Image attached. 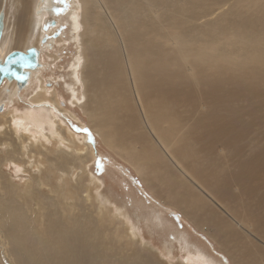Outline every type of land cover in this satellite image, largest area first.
I'll list each match as a JSON object with an SVG mask.
<instances>
[{
    "label": "bare ground",
    "instance_id": "bare-ground-1",
    "mask_svg": "<svg viewBox=\"0 0 264 264\" xmlns=\"http://www.w3.org/2000/svg\"><path fill=\"white\" fill-rule=\"evenodd\" d=\"M72 1L73 8L68 15L62 12L60 18L71 17L72 38L76 39L80 51L73 76L84 88L81 102L75 91L71 102L80 105L88 117V124L109 148L135 167L144 183L153 179L157 185L163 184L169 189L166 197H160L162 202L178 208L185 216L196 217L202 208L200 216L203 219L200 223L194 221L197 230L214 240L234 264H264V238L258 237L256 229L247 225L263 223L264 208L261 205H258L261 208H249L259 210V214L251 213L247 206L243 210L234 208L227 199V191H224L225 197L219 194L228 181L215 191L211 189L206 179L219 176L222 170H217L213 163L193 161L192 153L185 149L192 146L181 139L186 133L199 137L197 124L194 132L187 131L190 119L180 108H175L176 102H163L169 95L167 91L161 92L183 91L189 96V102L193 96L201 95L204 109L213 103L208 108L211 113L221 104L223 115L205 124L208 130L215 124L220 134L215 131L209 134L206 129L202 135H211L216 140L217 136H226L227 130H232L233 136L229 138L241 136L247 125H243L238 113L232 114L236 110L231 105L233 102H227L226 89L230 83L249 86L252 83L246 79L251 77L263 80L264 26L262 28L261 18H255L258 22H246L247 15L244 20L243 16L239 19L242 12L238 8L239 0H227L228 7L221 8L217 15H213V7L222 0ZM255 1L259 0H245V8L249 11ZM57 3V0H0V61L15 50L26 52L30 47L37 50L39 59L38 67L30 69L23 85L15 79H3L0 105L4 103L3 97L28 86L39 73L36 71L44 67L40 62L42 50L52 43L48 40L51 36H45L42 27L50 34L49 25L53 26L58 19L53 23L43 24V21L46 22V14H54L59 9ZM259 6L264 11V7ZM154 18L164 26H175L173 34L167 38L169 45L151 42L150 21ZM234 23L239 29L231 28ZM229 29L234 38L223 41V35L228 34L224 32ZM165 31L159 28L153 32L162 36ZM176 51H184L187 57L175 62ZM230 55L234 56V65L225 61ZM80 57L83 61L79 63ZM199 59L208 63L201 64ZM174 62L176 70H170L169 65ZM79 65L80 72L77 71ZM35 77L39 84L30 95L31 107L19 114L21 122L25 123L22 128L12 122L13 112H0V233L3 236L0 264H162L128 215L119 209L123 207L115 206L107 195L100 196V178L88 171V159L93 154L91 146L78 142L73 132L70 138H65L67 129L57 116L65 108L57 101L55 87H46L42 74ZM71 85L68 86L73 89ZM236 122L239 127L233 125ZM122 126L136 133V138L133 137L140 151L138 159L142 164L139 166L135 159L132 161L129 155L125 159L119 152L125 141ZM256 138L263 140L264 134L259 133ZM51 143L55 149L48 148L47 144ZM75 143L83 146L79 148ZM80 150L84 151L80 153ZM263 151L264 145L255 155L257 159L263 157ZM35 153L42 155L46 162L43 172L42 163L34 159ZM9 163L21 164L28 172L21 186L3 171V166ZM52 177L56 184L51 185ZM70 180L75 188L71 204L67 203L68 195L65 194L69 191ZM42 186L49 187V193H43ZM94 187L98 191L91 193L89 189ZM231 223L236 227H230ZM211 227L217 232H212ZM241 232L251 235V239L243 241ZM243 245L248 250L245 256L240 255ZM144 246L151 252L146 253ZM195 252H190L189 257L179 255L175 260L167 256L166 260L172 264H212L211 256L204 249L195 247Z\"/></svg>",
    "mask_w": 264,
    "mask_h": 264
},
{
    "label": "rangeland",
    "instance_id": "rangeland-1",
    "mask_svg": "<svg viewBox=\"0 0 264 264\" xmlns=\"http://www.w3.org/2000/svg\"><path fill=\"white\" fill-rule=\"evenodd\" d=\"M57 1H58L57 4L59 5L58 7L59 9L55 10L54 14L52 13L53 18L51 16L52 14L48 13L45 15V17H47L46 22L43 21V24H45V23H51L55 21V19L56 20L58 19L53 26L52 24L49 25V27L52 28V31L50 32V34L47 33V30L42 27V31L45 34V36L46 35L51 36V37L48 36L49 37L48 40L52 44L51 46L45 45L43 47L40 62H42L44 67L37 70L36 73L39 71V73L37 74H42V77L44 79V80L42 79V81L45 82L46 87L49 86L48 88H51V89L55 87L54 89L57 93V98H58L57 101H60L61 103L60 105H62L61 107L65 108L63 112L59 111L57 113V116L59 117V119L61 121L63 120L62 121V123L64 122L63 125L65 124L64 129L65 128L67 129L65 133L66 135L64 134L65 138L67 139L70 138L69 137L70 132H73V134L75 135V138L77 136V141L78 139L80 140L78 142H83L85 143V145L87 143L91 146V149H92L91 151H93V154H92L93 157L91 156V158L88 159L90 160V162L88 161L87 163L88 171L92 175H94L96 178L97 177L98 179L100 178L99 180L101 181V184H102L101 187L99 188V191L101 192V193L99 192L100 196L103 195L106 197L107 195V197L112 198L114 205L117 207L124 208L125 206L124 209L123 208H119V209L123 210V212L126 215H128L133 225H135L138 228L139 233L147 241L146 244L148 243L150 245V248L154 251V254L160 263L172 264L171 262L166 260L167 256H169L171 259H174V260L179 255L189 257L190 252H193V251L195 252V247L193 245L195 244L198 245L199 243V245L203 246L206 249V250L204 249L205 253L211 255L212 264H234L230 256L227 253H225L217 245V243L214 240H212L210 237L205 235L202 231L201 233L200 231L197 230V227L195 226L194 221L200 223V221L203 219L200 216L203 213L202 208H201V213L198 214L196 217L193 215L185 216L178 208H175L173 205L169 206L168 202L166 203L162 202L160 200L161 199L160 197L162 198L166 197L165 193H167L169 189H165L163 184L157 185L153 179L150 182H147L148 185L144 183L142 181V177L140 178V175L136 173L135 167L132 166V164H130L129 162L125 161L120 156H118L113 149L109 148L106 145V143L102 140V138L96 133V131L88 124V117L86 113L83 112L80 105L71 102L73 91H75L77 98L81 102V99H82L81 93L84 88L80 82L78 83L76 81L77 77L75 78V76H73V67L76 65L75 61L78 60L77 57L80 56V51L76 44V39L72 38L74 33L71 32L72 24L70 22L71 20L70 15L66 16L67 19L64 16L60 18L61 17L60 14L62 12L64 13V15H68L67 12L73 8V4H72L73 1L72 0H57ZM228 2L229 1L227 0H222L219 3V5L218 4L214 5L213 10L216 12L214 14V11H213V15H217L218 11L221 10V8L222 9L227 8L229 5ZM256 2L264 7V0L255 1L254 3L255 5L252 6L248 11V8H245L246 7L245 0H239L238 8L242 9L241 10L242 12L239 13L240 15L238 17H240L239 19H242L244 17L243 18L244 20L248 16L245 20L246 22H250L251 20H256L255 18L259 17L261 18L260 20H261V25L263 28L264 11L261 10L259 4H257ZM223 3L225 4L226 7L223 6L224 5ZM245 9L246 11L243 12V10ZM196 15L198 17L199 14H196ZM157 19L158 18H154V19H151L150 21V31H149L150 40L152 43L157 44V45L158 43L159 44L161 43L163 45H169V41L167 40V38L173 34V30L175 29V26L173 27L164 26L160 22H157L156 21ZM182 23L184 24V21H182ZM235 25L236 23H234V26H231V28L239 29L238 26H235ZM261 25H260V28H261ZM159 28L166 30L162 36H159L158 34L153 32L154 30L159 29ZM229 30L230 31L228 32H224L228 34L223 35V41H227L229 39L228 40L229 42L234 38V34L233 33L230 34L231 29ZM58 38L59 40L61 39L62 41L61 40L59 41ZM50 39L53 41H50ZM164 53L166 54V52ZM174 54L176 55L175 62L179 58L187 57L184 51H176L174 52ZM80 58H81V61H79V63L83 61V58L82 57ZM225 61H228L234 65V62H235L234 56L230 55L228 59ZM175 62L169 65L171 66L170 70H176ZM199 63L205 64L208 62H204L199 59ZM77 71L80 72V65ZM212 71L213 69H209V72H212ZM35 76H33L34 78H32L29 81L28 86L23 87L22 89H19L18 92L13 91V93H10L8 96L6 95V97H3L4 99L1 100L4 103H2L3 105H1L3 106V109L0 110V112H4V111H11V113L13 112L14 119L12 122H14L17 125V127L20 129L22 128L21 126L25 124L21 122L20 115L24 113V110L27 111L31 107L30 106L31 103L29 100L30 95L31 93H33V91L37 88V85L39 84ZM262 78L263 80H260V81L255 80L252 77L249 79H246V81L252 83L249 86H244L243 84L240 85L237 83H230L229 87L227 86L226 99H229V101L227 102H233L231 105L236 110L235 112H232V114L234 115L238 113L239 118L243 121V125L244 124L247 125V129L242 130L241 136H234L232 138L228 137V136H233L234 132L232 130H227L228 133H225L224 131L226 136H224V134H222V136L221 135L217 136L216 138L217 141L213 140L211 138V135H208V134L202 135V134L207 129L205 124L206 123L210 124V122L211 123L213 122L211 118L218 119L219 117H221L220 115L224 113V110H221L222 108H220L222 107L221 104L217 105V108L216 110H214V113H211L208 110V108L213 103L207 105V109H204V107L202 106H203V102L205 104V101L203 100L201 95L193 96L194 98H192V100L189 102L188 101V99H190L189 96L187 95V93L183 91L180 93H175V92H172L169 88H166L169 90L161 91V92L167 91L166 93L167 95H169L167 98L163 99V102L168 101V100L172 101L173 103L176 102L175 105L177 107L175 106V108L177 110L180 108L182 110L180 111L183 113V115L190 119L189 127H187L186 130L194 132L196 128L198 129L199 137H192L190 134L186 133L185 135H183L181 139L182 142H185L186 145L189 144L192 146L191 148H185V149L186 151L190 150L189 152L192 153L193 161L197 163H206V164L213 163L216 166L217 170H222L219 176L210 177L206 179V182H209L212 185L210 186L211 189L215 191L223 185V182L228 181V183H224L225 187L219 194L220 195L223 194L224 195V196L222 195L223 197H225V193L226 195L228 194L227 199L230 200L229 201L230 205L234 206V208H238V210H243L247 207H248L247 209H249L250 207L251 209L254 207L261 208L258 205H261L262 208H264L263 207L264 205H262L264 204V155L260 159H257V157L255 156L259 148H261V146L264 145V139L259 141L256 138L259 133L264 134V77ZM68 85H71L73 89H70ZM230 85L232 86V88ZM222 97H223V100H225L224 94L222 95ZM174 98H176L177 100ZM178 105H181V106L179 107ZM185 106L187 107V109ZM171 108H174V107H171ZM9 109H13V110H9ZM52 112H55V111L52 110ZM69 113H73L74 116H71V114ZM192 122H195V123L193 124ZM195 124H197L196 128H195ZM233 125L236 127H239L237 125V122ZM209 127H210L209 128L210 131L207 129V133L212 134V132L215 131L216 133L220 134L221 131L218 128H216L215 124ZM121 128L124 129L125 127L122 126ZM188 128H191V129H188ZM29 129L30 128L28 127V131ZM124 131L125 132L122 133V136L125 139V141H123L119 152L121 155L124 156L125 159H127V155L130 156L132 161L135 159L137 161L136 164L139 166L141 162H139V159H138V156L140 155V151L135 145L136 133L135 132L132 133L130 130H127L126 128L124 129ZM128 137L129 139L126 140V138ZM74 141L77 143L76 139ZM131 141L133 142L129 143ZM192 144L193 145L196 144V145L193 146ZM47 145H48V148L55 149L53 143L47 144ZM55 145H56V142H55ZM76 145H78V147L83 146L82 143H78ZM40 149H42V147H40ZM121 150H123V152H121ZM83 151L80 150V153ZM263 154H264V151H263ZM38 155L40 154L35 153L34 159H38V161L42 163L41 172H43L46 170L45 169L46 162H43L42 155L40 156ZM107 161H110L109 164L107 163ZM14 164L12 165V163H9L8 165L3 166V171L8 173L10 177L13 178V180L18 186H21L23 182L25 181L24 179L28 177V172L22 169L21 164L20 165L17 163H14ZM118 166H120V170ZM128 166L131 169V170L129 169L130 172L132 174L133 172L135 173L137 178L141 181L143 188L148 192L151 199L155 200V203L151 202V200H149L147 197L144 198L142 196H138L137 194L136 196L138 199L136 201H132L130 199H124L126 198L127 194L128 196L130 195L133 196L136 192L140 191L138 187L136 186L133 187L128 184L129 174L125 172L126 170L128 171L127 169ZM124 167L126 170L124 169ZM163 168L165 171V167ZM35 171H34V175L36 174ZM165 172L167 173V171ZM223 173L226 175H224ZM54 175L55 173L52 172L53 177ZM75 175H77V173ZM53 177L51 179V185L56 184V181ZM40 178L41 177L39 175V179ZM199 178L203 180L202 177H199ZM72 183L73 181L70 180L69 181V191L65 190L66 191L65 194L68 195L67 196L68 198L66 201L67 203L69 202L70 204L73 202V199H71V196L73 197V194L75 192V188ZM84 183H85V180H84ZM95 188L96 187H94V189H89V191L91 193H93L94 191H98V188L97 189ZM41 191L43 193H47V192L49 193V187L42 186ZM152 191H155L156 195H154ZM224 191H227V192L224 193ZM112 192L114 194H112ZM116 194L118 197L114 196ZM147 202H150V203L147 204ZM256 202L258 204H256ZM207 203L209 204L208 201ZM164 205H165V208H162L164 207ZM171 207H174V208H171ZM211 209L218 210L217 208H212V207ZM124 210H126L127 212ZM140 210H144V212ZM174 210L181 213L183 220L186 222L187 228H184L182 230H179L177 228L173 229V227H176V224L173 223L176 221ZM250 212L259 214L260 211L257 209L255 210L253 209V210H250ZM240 213H243V212H240ZM146 221L148 222L146 223ZM224 221H226L225 218H224ZM247 222H252V221H247ZM156 223L158 224V226L162 225L163 229L165 227V224H166V227H169L168 224H170L169 233L171 234V237H169V235L167 234H164V237L163 238L161 237V242L159 244H156L157 241L153 237H151V235H153L154 233H160L159 227L157 228ZM247 225L251 226L252 229H256L254 231L256 232V235L258 237L264 238V222L259 223V224H247ZM230 227H236V226L231 223ZM212 228L213 227H211L212 232L216 231ZM147 232L150 233V236L147 234ZM198 233L204 234L205 237H203L201 234H198ZM200 235L206 241L208 240L210 242L208 243L210 246L207 244L205 240L201 238ZM239 235L242 237L243 241H248L252 237L246 232H241ZM2 239H3V236L0 233V242ZM188 241L193 242V243L188 246L189 244ZM174 243L178 244L177 251H176L177 254L174 252V250L176 249V246ZM244 246L245 245H243L242 247V251H240V255H243V256H245L248 252L247 249H244ZM144 250L145 252L149 251V249H147V246H144ZM215 258L218 260H215ZM194 263L199 264L196 262Z\"/></svg>",
    "mask_w": 264,
    "mask_h": 264
},
{
    "label": "water",
    "instance_id": "water-1",
    "mask_svg": "<svg viewBox=\"0 0 264 264\" xmlns=\"http://www.w3.org/2000/svg\"><path fill=\"white\" fill-rule=\"evenodd\" d=\"M1 28L2 18L0 16V31ZM43 41L44 39L42 38L41 42ZM37 57V50L31 47L27 49L26 52L15 50L8 54L2 61H0V84L3 79H15V81L23 85L26 82L30 69L38 67L39 60H37ZM1 105L0 110L3 109V106Z\"/></svg>",
    "mask_w": 264,
    "mask_h": 264
},
{
    "label": "crops",
    "instance_id": "crops-1",
    "mask_svg": "<svg viewBox=\"0 0 264 264\" xmlns=\"http://www.w3.org/2000/svg\"><path fill=\"white\" fill-rule=\"evenodd\" d=\"M109 162L110 161H107V163L109 164ZM119 167V170H120V166H118ZM122 169V168H121ZM124 169H125V167H124ZM128 171L126 170L125 172L126 173H128L129 174V185L130 186H136V187H138L139 189H140V191L139 192H136L133 196H128V194L126 195V198H124V199H130V200H132V201H136L138 198H137V196H136V194L138 195V196H142V197H144V198H148L149 200H151V202H153V203H155V200H153V199H151V197H150V195L148 194V192L143 188V186H142V183H141V181L137 178V176L135 175V173L133 172V174L130 172V167L128 166ZM130 169V170H129ZM112 194H114L113 192H112ZM114 196H117V194L116 195H114ZM118 197V196H117ZM150 202H147V204H149ZM158 204H160V203H158ZM162 208H165V206L164 207H162ZM171 208H174V207H171ZM144 209H146V208H144ZM140 211H142V212H144V210H140ZM174 213H175V216H176V221L175 222H173V223H175L176 224V227H173V229H179V230H182V229H184V228H187V225H186V222L183 220V218H182V215H181V213L180 212H178V211H176V210H174ZM180 214V215H179ZM140 221H141V219H140ZM148 221H146V223H147ZM155 222V221H154ZM141 223V222H140ZM145 223V222H144ZM142 224V223H141ZM157 224V223H156ZM140 225V224H139ZM169 225V227H166V224H165V227H164V229H163V227H162V225L161 226H158V224H157V228L159 227V232L160 233H154L153 235H151V237H153L156 241H157V243L156 244H159L160 242H161V237L163 238L164 237V234H167V235H169V237H171V234L169 233L170 232V224H168ZM161 230H162V232H161ZM147 234L150 236V233L149 232H147ZM198 234H201V233H198ZM155 235V236H154ZM203 237H205L204 236V234H201ZM200 235V236H201ZM201 236V238L203 239V240H205L203 237ZM206 241V240H205ZM207 242V244L208 243H210L208 240L206 241ZM189 243V244H188ZM188 246L190 245V244H192L193 242H189L188 241ZM175 244V246H176V249L174 250V252L176 253V251H177V247H178V244L177 243H174ZM197 244H195V245H193V246H195V247H198V248H201V249H205L203 246H201V245H199V243H198V245L196 246ZM209 245V244H208ZM210 246V245H209ZM213 248V247H212ZM206 250V249H205ZM221 253H222V251H221ZM177 254V253H176ZM207 254V253H206ZM208 256H211V255H209V254H207ZM214 258V257H213ZM215 260H218V259H216L215 258Z\"/></svg>",
    "mask_w": 264,
    "mask_h": 264
}]
</instances>
